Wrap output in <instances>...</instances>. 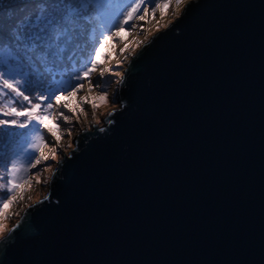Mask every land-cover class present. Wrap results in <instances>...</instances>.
Masks as SVG:
<instances>
[{
	"label": "water",
	"instance_id": "obj_1",
	"mask_svg": "<svg viewBox=\"0 0 264 264\" xmlns=\"http://www.w3.org/2000/svg\"><path fill=\"white\" fill-rule=\"evenodd\" d=\"M189 7L5 264H264V0Z\"/></svg>",
	"mask_w": 264,
	"mask_h": 264
},
{
	"label": "snow or ice",
	"instance_id": "obj_2",
	"mask_svg": "<svg viewBox=\"0 0 264 264\" xmlns=\"http://www.w3.org/2000/svg\"><path fill=\"white\" fill-rule=\"evenodd\" d=\"M190 2L0 0V253L31 228L27 210L50 199L31 200L34 185L58 180L89 133L111 135L101 125L124 107L125 63L130 77Z\"/></svg>",
	"mask_w": 264,
	"mask_h": 264
},
{
	"label": "rangeland",
	"instance_id": "obj_3",
	"mask_svg": "<svg viewBox=\"0 0 264 264\" xmlns=\"http://www.w3.org/2000/svg\"><path fill=\"white\" fill-rule=\"evenodd\" d=\"M167 19H172L171 16L167 17ZM149 27H151L153 29V31L155 32V29H156V21H153L150 25H148ZM122 35H127V33H122ZM135 35V33L133 34ZM142 38V37H141ZM119 47V45L117 46ZM117 56H118V53H117ZM127 63H125V66H124V69L126 67ZM100 118L103 120L104 119V115H103V109L101 110V113H100ZM92 119L91 117V112H89V121ZM82 123L84 124H87L88 121H83L82 120ZM101 126H105V125H101ZM67 141H65L66 143ZM49 189H50V185L45 188V187H42V186H38V185H34L33 187V190L30 191L27 195L28 197L31 198V200L35 201V200H38L40 198H42L43 195L47 194L49 192ZM28 203V200L25 201V205ZM25 205H19L15 208L12 209V211H19L21 210V208H23ZM9 226H11L13 223H15V221H9Z\"/></svg>",
	"mask_w": 264,
	"mask_h": 264
}]
</instances>
